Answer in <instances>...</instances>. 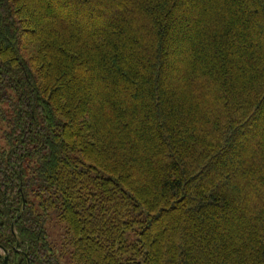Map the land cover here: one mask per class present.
<instances>
[{
	"label": "trees",
	"instance_id": "trees-1",
	"mask_svg": "<svg viewBox=\"0 0 264 264\" xmlns=\"http://www.w3.org/2000/svg\"><path fill=\"white\" fill-rule=\"evenodd\" d=\"M0 99V264H264V0H0Z\"/></svg>",
	"mask_w": 264,
	"mask_h": 264
},
{
	"label": "rangeland",
	"instance_id": "rangeland-1",
	"mask_svg": "<svg viewBox=\"0 0 264 264\" xmlns=\"http://www.w3.org/2000/svg\"><path fill=\"white\" fill-rule=\"evenodd\" d=\"M8 108H9V106H8L7 101H1V99H0V144H2V142H4L3 131H4V128L5 129L7 128L6 127L7 121L3 119V116H4V113L9 112ZM50 229L54 233V237H56L57 239H60V237L63 233V223L59 222L57 219L54 218L53 221H51V223H50Z\"/></svg>",
	"mask_w": 264,
	"mask_h": 264
},
{
	"label": "water",
	"instance_id": "water-1",
	"mask_svg": "<svg viewBox=\"0 0 264 264\" xmlns=\"http://www.w3.org/2000/svg\"><path fill=\"white\" fill-rule=\"evenodd\" d=\"M5 260H6V264H8V255H6Z\"/></svg>",
	"mask_w": 264,
	"mask_h": 264
}]
</instances>
